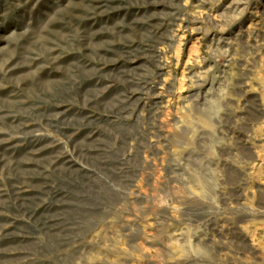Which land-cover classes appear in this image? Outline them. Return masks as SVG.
Here are the masks:
<instances>
[{
  "label": "rangeland",
  "instance_id": "1",
  "mask_svg": "<svg viewBox=\"0 0 264 264\" xmlns=\"http://www.w3.org/2000/svg\"><path fill=\"white\" fill-rule=\"evenodd\" d=\"M0 264H264V0H0Z\"/></svg>",
  "mask_w": 264,
  "mask_h": 264
}]
</instances>
